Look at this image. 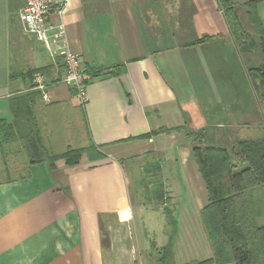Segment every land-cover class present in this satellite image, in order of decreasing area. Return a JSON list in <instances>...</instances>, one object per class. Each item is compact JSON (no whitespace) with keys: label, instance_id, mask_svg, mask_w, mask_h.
<instances>
[{"label":"crops","instance_id":"1","mask_svg":"<svg viewBox=\"0 0 264 264\" xmlns=\"http://www.w3.org/2000/svg\"><path fill=\"white\" fill-rule=\"evenodd\" d=\"M50 2L49 23L62 24L66 45L80 54L83 69L114 66L117 73L90 76L84 104L61 81L60 68L56 67V82L45 74L50 101L41 100L60 105L53 108L58 117L49 108L43 121L59 118L65 124L71 115L79 127L84 122L85 132L80 128L75 137L88 133L105 157H84L74 165L57 160L54 168L43 160L29 167L28 176L0 183V264H159L146 250L142 221L147 220L142 216L147 205L139 200L151 184L132 189L130 180L132 171L159 157L158 178L170 202L187 196L173 212L177 229L171 264L211 257L200 217L207 193L192 156L191 138L178 130L136 136L184 125L204 130L206 141L209 133L210 143L227 145L251 131H264V87L245 80L238 59L242 57L217 0H166L165 5L162 0ZM22 4L23 0H0V119L6 122L13 117L10 98L32 88V76L10 78L11 66L37 68L52 62L40 43H19L21 61H15L11 34L14 24L21 27ZM201 38L205 39L199 42ZM203 46L215 52L197 59ZM247 60L253 64L249 54ZM229 65L238 68L236 74ZM66 127L59 151L71 138ZM128 161L137 166L129 167ZM152 211L145 217L155 220V235L158 215ZM163 221L161 229L157 227L156 247L168 240L170 226L164 214Z\"/></svg>","mask_w":264,"mask_h":264},{"label":"trees","instance_id":"2","mask_svg":"<svg viewBox=\"0 0 264 264\" xmlns=\"http://www.w3.org/2000/svg\"><path fill=\"white\" fill-rule=\"evenodd\" d=\"M258 1L217 0L238 53L241 55L246 52L248 55L255 49L260 52L262 61L246 71L252 84L261 89L264 87V26L257 9ZM241 7L243 14L240 12ZM243 18L250 27H245ZM59 62L58 59L37 68L12 65L9 76L28 78L40 71L52 75L54 78L51 82H56L59 80L55 75L56 67L63 69ZM112 67L97 66L86 72L91 77L104 72L117 73ZM70 90L75 94V90ZM41 99L40 92L33 89L10 98L12 120L6 122L0 119V183L28 176L29 167L43 160L54 168L57 160L74 165L84 157L90 160L105 157L88 133L75 137V133H81L80 128L84 130L86 126L83 122L82 127H79L71 115L67 116L65 123L66 133H70L71 138L67 140L65 148L59 151L58 145L63 143L60 136L64 134V121L59 122V118L54 121L47 119V123L43 117H47L49 108L52 112L60 104H45ZM54 111L58 117V111ZM172 130L183 131L192 140L190 149L207 193V203L201 208L200 217L212 246L211 257L182 264H264V224L256 222L257 217L264 216V206L259 203L255 206L254 203L260 198L258 190L264 189V136L238 138L227 145H219L208 143L204 139V130H192L181 125L158 128L136 137L150 138ZM160 169L159 160H148L142 167L145 174L142 175L144 178L155 175ZM147 184L151 185L146 200L151 197L166 202L170 200L165 195L160 178H151ZM166 202L163 211L170 226L168 240L161 247L152 245L159 264H171V242L177 229L174 213Z\"/></svg>","mask_w":264,"mask_h":264},{"label":"built area","instance_id":"3","mask_svg":"<svg viewBox=\"0 0 264 264\" xmlns=\"http://www.w3.org/2000/svg\"><path fill=\"white\" fill-rule=\"evenodd\" d=\"M52 10L50 0H23L18 17L24 29L34 35L46 49L52 62L60 58L63 66L61 81L75 90V97L84 104L87 101L86 85L90 75L83 69L80 54L67 47L62 24L49 23ZM49 85V80L44 73L40 71L33 73L31 89L39 91L44 102L50 101L47 90Z\"/></svg>","mask_w":264,"mask_h":264},{"label":"rangeland","instance_id":"4","mask_svg":"<svg viewBox=\"0 0 264 264\" xmlns=\"http://www.w3.org/2000/svg\"><path fill=\"white\" fill-rule=\"evenodd\" d=\"M162 2H163V4L165 5V4H167L166 3V0H162ZM257 9H258V12H259V16H260V18L262 19V21H263V26H264V0H259L258 2H257ZM240 12H241V14H243V7H241V10H240ZM18 20H19V18H18ZM17 20V21H18ZM19 22L21 23V21L19 20ZM243 23H244V25H245V27H250V25L247 23V21H246V19H244L243 18ZM19 24V23H18ZM17 26L18 25H16L15 26V24L13 25V27H12V34H11V39H12V46H11V52H12V54L14 55V57H15V61H21V57L19 58V56H21L20 55V49L19 48H21L20 47V44H22V43H27V44H29V45H31V44H35V46H39L38 44L40 43L37 39H36V37L34 36V35H32V34H30V33H28L25 29H24V27H23V24L21 23V27L20 28H17ZM24 29V31H23V29ZM23 32H24V34L26 35H24L23 34ZM26 33H28V34H26ZM20 35H21V37H20ZM31 35V36H30ZM34 38L36 39V41L34 40ZM20 43V44H19ZM41 44V43H40ZM40 48V47H39ZM213 50V51H212ZM210 51H212V52H215V50L212 48V49H210V48H208V47H202L201 49H199L198 51H197V54H198V57H197V59L199 58V59H201V60H203L204 59V54H209L210 53ZM232 53V52H231ZM239 54V53H238ZM239 56V55H238ZM249 56H251V58L253 59V64L252 65H250L249 64V61L247 60V54H246V52H242V54H241V57H242V59L241 58H238L239 59V66H240V68L242 67V72H243V75H244V78H245V80L248 82V84L250 85V82H249V80H250V76L248 75V73H247V71H246V69H248L249 67H251V66H256V65H258L261 61H262V59H261V55H260V52L257 50V49H255L253 52H252V54H249ZM18 57V58H17ZM227 57H228V59H231L232 58V56L231 55H228L227 54ZM17 58V59H16ZM17 64H19V63H17ZM202 65H203V62H202ZM18 66V65H17ZM233 66H231V65H229L228 66V68H232ZM202 69H203V67L200 69L201 71H202ZM235 69H236V67H233V69H231L230 71L233 73V74H236V72H235ZM237 71H238V68L236 69ZM229 71V72H230ZM194 72H197V70L196 69H194ZM192 74V73H191ZM238 74V73H237ZM233 77H235V75H233ZM251 81V80H250ZM203 101V100H202ZM201 100H199V103H200V106H202V105H204L203 104V102H202ZM258 103L260 104V106L259 107H261V97H259V100H258ZM199 105V104H198ZM200 108V107H199ZM200 111V110H199ZM54 118H55V116H54ZM51 119V118H50ZM206 132V131H205ZM211 133V132H210ZM244 132H242V134H243ZM235 134H237V132H235ZM238 135V137H240L241 135L240 134H237ZM250 135V136H249ZM264 135V131H261V130H254V131H251V132H249V133H247L246 135H243L244 136V138L245 139H250V138H248V137H252V136H254V137H262ZM205 137H206V139H208V141H210V136H209V133H207V134H205ZM208 143H210V142H208ZM224 145H226V144H224ZM160 158V157H159ZM159 158H156L157 160H160ZM153 159H155V158H153ZM155 159V160H156ZM146 163V162H145ZM145 163H143L142 165H144ZM137 164H138V162H137ZM131 165V164H130ZM130 165H129V161H128V166L130 167ZM132 167H134V166H137L136 165V162L134 163V164H132L131 165ZM131 169V168H130ZM135 169V168H134ZM139 172H140V174H141V176H140V174H139ZM142 174H144L143 173V170L140 168H138L137 170H134V171H132L131 172V183H132V189H133V187H135V186H139V188L140 187H142V185L144 186L147 182H150V179L152 178H158L159 176H158V173H156L155 175H149L148 176V178L147 177H145L144 178V176L142 175ZM145 175V174H144ZM146 186V185H145ZM264 187V186H263ZM166 193V192H165ZM255 193H257V192H255ZM167 194V193H166ZM165 194V195H166ZM258 194L260 195V198L259 199H257V200H255L254 201V203H255V206H257L258 205V203H259V205L260 206H264V189H261V190H258ZM247 196H249V195H247ZM165 197H167V196H165ZM181 198V197H180ZM148 199V198H147ZM170 199V198H169ZM139 200L140 201H142V200H145V203H144V205L146 204L147 206H146V212H145V215L147 214V215H150L153 211V209H156V211H155V214H157L158 215V217H157V226H155L156 228H154L155 229V235H154V233L151 231L152 230V226H154L155 225V220L152 218V217H145V215H143L142 216V218L143 219H146L147 221H148V223H147V221L146 222H143L142 221V223H143V231H144V237H146L147 238V240H146V243H147V246H146V250H148V253L151 255V256H154L156 259H157V254H155V249L154 248H152V245L153 244H155L154 243V239H157L158 241H159V236H160V234H157V233H159V231H158V229H157V227L159 226V229H161V227H160V225H162L163 224V214L165 215V213H164V211H163V208H164V206H165V203L164 202H166V201H163V200H155V199H153L152 197L150 198V200H146V196L144 195V196H141L140 195V198H139ZM132 201H136V196L134 195V192L132 193ZM180 201H181V205L183 204V203H186L187 202V196L185 195L184 196V200H179V198H177V197H174V199L172 200V202H170V200H168L166 203H167V205L172 209V211L173 212H175L176 210H177V208H178V205H179V203H180ZM134 203V202H133ZM147 210H151V211H147ZM179 212V211H178ZM259 217H261V218H259ZM259 217H257V220H256V222H257V224H259V225H261L260 224V219L263 221V223H264V216H259ZM199 218V217H198ZM182 228H180L182 231H183V229H184V227L182 226V225H180ZM170 228V227H169ZM156 248V247H155ZM171 261H173V256H172V258H171Z\"/></svg>","mask_w":264,"mask_h":264}]
</instances>
